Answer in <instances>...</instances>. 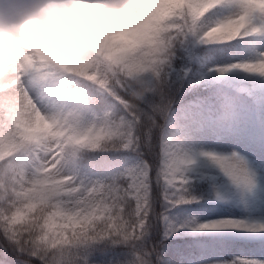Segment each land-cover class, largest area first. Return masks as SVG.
<instances>
[{"label": "clouds", "instance_id": "clouds-1", "mask_svg": "<svg viewBox=\"0 0 264 264\" xmlns=\"http://www.w3.org/2000/svg\"><path fill=\"white\" fill-rule=\"evenodd\" d=\"M256 34L264 0H0V250L20 264H98L95 251L122 248L118 264H161L154 187L166 209L188 203L200 163L249 191L241 154L185 147L174 114L189 67L176 61ZM230 71L264 78V49L208 68ZM159 219L164 238L264 233V216Z\"/></svg>", "mask_w": 264, "mask_h": 264}, {"label": "rangeland", "instance_id": "rangeland-1", "mask_svg": "<svg viewBox=\"0 0 264 264\" xmlns=\"http://www.w3.org/2000/svg\"><path fill=\"white\" fill-rule=\"evenodd\" d=\"M257 39L259 40L260 37ZM259 49H264V39L257 47V50ZM219 96L222 97L223 94ZM249 105L253 106L251 107L253 112L247 109ZM177 130H179L178 134L185 147L191 151L197 149V151L205 150L228 154L235 150L245 157L255 173V183L249 191L244 193L245 198L240 199L236 206L241 216L248 217L250 214L249 217H259L264 215V146L260 143L261 137L264 138V102L245 103L241 106L226 104L225 109L214 116L201 117L197 113L186 115L179 119ZM193 175L208 177L211 182L217 176L226 178L218 168L205 167L200 163L194 165ZM227 201H232V198H227ZM205 214L202 216L192 214L188 221L200 222ZM215 217L218 221L224 219L225 215L220 214ZM208 230L217 233L231 231L228 227L209 228Z\"/></svg>", "mask_w": 264, "mask_h": 264}, {"label": "trees", "instance_id": "trees-1", "mask_svg": "<svg viewBox=\"0 0 264 264\" xmlns=\"http://www.w3.org/2000/svg\"><path fill=\"white\" fill-rule=\"evenodd\" d=\"M221 77L225 80H232V79H238V78H241L242 77V74H239V73H225L223 75H221ZM242 264V262H241Z\"/></svg>", "mask_w": 264, "mask_h": 264}, {"label": "snow or ice", "instance_id": "snow-or-ice-1", "mask_svg": "<svg viewBox=\"0 0 264 264\" xmlns=\"http://www.w3.org/2000/svg\"><path fill=\"white\" fill-rule=\"evenodd\" d=\"M193 161H194V158H193ZM198 199V197L194 198L193 200L189 201V202H193V201H196ZM188 202V203H189ZM238 261H233V262H230V264H237ZM242 264H261V262H249V261H244L242 262Z\"/></svg>", "mask_w": 264, "mask_h": 264}]
</instances>
